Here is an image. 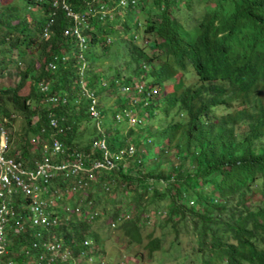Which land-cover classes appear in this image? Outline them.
Returning <instances> with one entry per match:
<instances>
[{
	"label": "trees",
	"instance_id": "1",
	"mask_svg": "<svg viewBox=\"0 0 264 264\" xmlns=\"http://www.w3.org/2000/svg\"><path fill=\"white\" fill-rule=\"evenodd\" d=\"M68 2L77 12L94 5ZM51 3H0V68L15 54L20 71L17 84L0 86V129L20 119L8 135L9 155L33 168L51 136L64 145L58 155L45 149L57 162L81 152L91 165L100 157L99 139L111 152L128 146L135 152L110 170L86 174L81 189L57 174L44 196L57 223L27 221L18 229L11 221L2 264H70L49 262L43 244L50 241L60 244V254L89 248L95 259L106 242L124 243L148 264L168 236L170 249H180L184 231L192 243L179 255L185 264H264V0H153L141 26L128 18L144 3L117 15L116 24L90 16L84 50L63 34L71 21ZM78 57L86 63L84 80ZM124 86L132 94L119 95ZM84 89L101 112L107 90L118 104L94 119ZM124 112L140 122L129 124ZM31 145L35 151L28 152ZM20 198L15 209L24 216Z\"/></svg>",
	"mask_w": 264,
	"mask_h": 264
},
{
	"label": "built area",
	"instance_id": "2",
	"mask_svg": "<svg viewBox=\"0 0 264 264\" xmlns=\"http://www.w3.org/2000/svg\"><path fill=\"white\" fill-rule=\"evenodd\" d=\"M143 0H94V5L88 3V8L84 12L73 11L68 0H52V8H61L65 11V15L70 19L71 25L64 29L63 34L69 35L77 41V45L83 50L87 48V36L84 31L89 27L88 19L90 16L97 17L101 21L110 20L118 9L126 10L135 8ZM55 11L49 15L52 18ZM52 19L47 22L43 29V36H46L51 25ZM55 68V65H52ZM137 92L141 91L140 86H135ZM129 90V87L126 90ZM43 91L47 90L43 86ZM155 92V91H153ZM84 94L89 99L88 112L92 118H98L100 112L97 108V97L94 96L90 89H84ZM53 102L58 101L57 97L50 98ZM124 117L131 123H139L140 120L133 117L129 112H124ZM55 118L50 119V126L56 127ZM8 133L4 129H0V264L2 257L6 253V236L5 232L10 226L11 221H15L18 229L23 228L24 222H29L33 226L47 227L57 223V217L52 216L50 211L46 209L47 201L44 196L49 192V183L54 180L57 174L72 179L69 186L74 185L73 189H81L87 185L85 180L86 174L88 179L92 178V171H107L114 167L115 160H122L125 157L133 155L135 149L131 146L121 148L111 152L104 139H99L94 148L99 152L100 157L93 160L91 165L87 166L83 162V154L81 152L71 153V160L59 161L44 156L35 167L28 168L21 160L9 155ZM52 153L61 154L64 151L63 143L53 138L51 140ZM21 197L19 207L26 210V215L18 214L15 207V197ZM28 198L26 205H23V199ZM77 208V212L79 211ZM28 210V214H27ZM91 216V215H90ZM91 242H85V246ZM50 251L49 262H54L58 258L60 261L71 260L70 264H104L103 260H97L90 255L91 250L82 249L77 256L68 255V252L60 254V244L58 242H47L43 244ZM98 259V258H96ZM7 264H14L8 261Z\"/></svg>",
	"mask_w": 264,
	"mask_h": 264
},
{
	"label": "rangeland",
	"instance_id": "3",
	"mask_svg": "<svg viewBox=\"0 0 264 264\" xmlns=\"http://www.w3.org/2000/svg\"><path fill=\"white\" fill-rule=\"evenodd\" d=\"M5 1V0H3ZM2 0H0V3H3ZM141 3H144V1H141ZM145 9H139L136 12V15L129 17L128 21L130 22H136L140 24V26L143 24L144 21V14H146L147 10H154L155 9V3H153V0H147L145 3ZM123 14V10L118 9L117 12L114 14V16L110 19V21H113V24H116L117 21H114V19H116L117 15H119V17H122ZM138 26V27H140ZM137 35L141 38L142 36V27H140L139 31L137 32ZM138 42H141V39L137 40ZM37 49V45H34L33 48L31 49V52L34 53L36 52ZM1 57V55H0ZM11 60H9L8 64L6 66H4V68H0V86H8V85H15L19 82L20 80V71L19 69L16 68L15 64H16V60L17 57L14 54V56H10ZM64 58H62L61 60H66V56H63ZM29 58V56L27 57ZM79 59H81L80 57H78ZM82 60V59H81ZM108 60H106V62H108ZM51 63V62H50ZM86 65L85 61L82 60V65L80 66V76L82 78V80H84V66ZM23 66H25V63L21 64V68L20 70L23 69ZM53 70V68H51ZM107 87V86H106ZM127 87L130 86H124L121 88V91L119 92L123 95H126L128 93L132 94L131 90H126ZM126 93V94H125ZM104 99L102 100L103 105L105 106V110L104 112H101L100 109L98 108L100 114H102V117H107V113L109 111V109H111L112 107H114V105L118 104L116 101V95L113 92V90H107L103 93ZM135 99H138V97L136 96ZM99 114V116H100ZM120 115V114H119ZM98 116V117H99ZM133 117L139 119V117L132 115ZM97 119V118H96ZM20 122V119L17 118L14 122L11 123V126L8 128V130L6 131L9 135V133L11 134V132H13L14 130L18 129V123ZM129 124H131L128 121ZM131 125H135V124H131ZM83 126H80L79 129H82ZM53 138H57L54 136H51V140ZM58 139V138H57ZM14 138L11 137V141H10V150H13L14 148V142H13ZM51 147V143L48 144H44L41 148L38 149V151L42 154V158L44 156H48L49 152L45 151V149H50ZM28 152H32L35 151L34 145L28 146L27 147ZM44 149V150H43ZM111 235H113V233H111ZM116 237L117 235L114 234ZM184 235L185 238H183L184 241V245L181 246L180 249L177 250H172L170 249V246H168L169 240L171 239V236H168L167 239L165 240V242L163 241V248L160 249L159 251H157L153 257L151 259L147 258L148 264H185V261H183L179 255L183 254L185 251L189 250V246L191 245V237L190 235L187 233V231H184ZM113 239H115V237H113ZM116 240V239H115ZM186 243L188 245H186ZM105 250L103 253V248L100 249V253H98L97 255H95L96 258H102L105 262V264H140L141 262H143L141 260V262L138 261L137 258L133 257V254L136 251V247L134 248L133 246H130L128 248L125 247L124 243H116V242H106L105 243ZM95 262H97V260L95 259Z\"/></svg>",
	"mask_w": 264,
	"mask_h": 264
}]
</instances>
